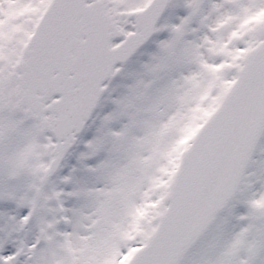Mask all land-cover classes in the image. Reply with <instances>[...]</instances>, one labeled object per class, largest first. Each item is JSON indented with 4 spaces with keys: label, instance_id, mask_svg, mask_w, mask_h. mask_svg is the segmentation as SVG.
Segmentation results:
<instances>
[{
    "label": "snow or ice",
    "instance_id": "snow-or-ice-1",
    "mask_svg": "<svg viewBox=\"0 0 264 264\" xmlns=\"http://www.w3.org/2000/svg\"><path fill=\"white\" fill-rule=\"evenodd\" d=\"M0 264H264V0H0Z\"/></svg>",
    "mask_w": 264,
    "mask_h": 264
}]
</instances>
